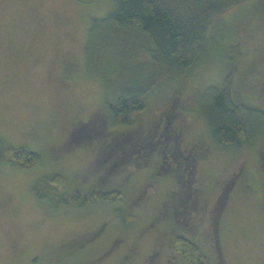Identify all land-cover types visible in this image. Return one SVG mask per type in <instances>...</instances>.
<instances>
[{
    "label": "rangeland",
    "instance_id": "rangeland-1",
    "mask_svg": "<svg viewBox=\"0 0 264 264\" xmlns=\"http://www.w3.org/2000/svg\"><path fill=\"white\" fill-rule=\"evenodd\" d=\"M113 7L114 0H0V140L42 158L22 170L0 163V264H147L153 255L155 264H186L174 243L185 233L184 219L180 213L174 222L170 211L178 214L186 204L187 189L163 173L162 159L174 170L182 164L191 171L195 163L188 225L202 232L207 252L215 249L221 206L217 237L224 264H264V126L249 148L224 149L211 140L203 115L226 76L234 101L264 111V17L258 3L213 22L206 56L149 94L146 110L135 116V139L93 151L78 141L99 136L105 94L102 79L85 71V47L93 19ZM82 119L87 125L76 128ZM149 125L153 137L136 142ZM170 137L169 143L185 149L182 158L174 160L164 147ZM52 173L67 178V192L118 189L123 200L78 208L58 207L54 196L37 199L34 184ZM236 174L238 185L230 189ZM130 250L136 253L126 259Z\"/></svg>",
    "mask_w": 264,
    "mask_h": 264
},
{
    "label": "trees",
    "instance_id": "trees-1",
    "mask_svg": "<svg viewBox=\"0 0 264 264\" xmlns=\"http://www.w3.org/2000/svg\"><path fill=\"white\" fill-rule=\"evenodd\" d=\"M250 2L258 3L259 13L264 17V0H114L113 9L104 18L93 19L88 30L85 71L90 78L102 79L105 95L101 107L100 132L96 133L99 136L92 134V138L84 137L78 141V146L87 145L92 146L89 149L93 151H107L113 150L114 145H123L127 137L135 139L137 133L132 128L135 126V116L146 110L149 94L192 71L207 54L213 22L230 10ZM213 90L211 100L203 109L211 140L224 149L249 148L257 132L264 126V111L234 101L230 95L229 76ZM86 120L78 121L76 128H85ZM118 125L133 130H117ZM141 131L144 134L141 132L142 136L136 140L138 143L141 138L145 143L154 135L150 125ZM170 140L171 137L167 138L164 147L172 149V158L177 160L179 157L172 147L173 142H177L173 140L169 143ZM69 145L73 146L72 143ZM202 155V152L196 154L197 157ZM190 156L194 161L195 152H191ZM41 162L38 153L26 147H13L0 140V163L22 170ZM164 164L163 159L158 163L163 173H172L181 188L187 189L184 196L187 199L186 209L192 194L188 189L194 176L195 163L191 164V171L181 168L182 164L178 170H174L171 165L164 167ZM67 186V178L63 174L52 173L34 184L33 194L39 200L54 196L58 207L78 208H86L93 202L123 200L124 197L118 189L103 190L98 187L89 192L76 190L70 193L66 191ZM226 191L223 198L226 197ZM181 210L179 213L184 219L186 231H183L186 234H177L174 238L175 245L180 247L176 249L177 258L186 264H224L217 237L222 207H218L214 224L216 240L214 238L215 244L212 242V245H215V249L210 252H207L206 242L198 236L202 232L198 233L195 227L188 225L187 210ZM182 222L180 220L179 224Z\"/></svg>",
    "mask_w": 264,
    "mask_h": 264
},
{
    "label": "flooded vegetation",
    "instance_id": "flooded-vegetation-1",
    "mask_svg": "<svg viewBox=\"0 0 264 264\" xmlns=\"http://www.w3.org/2000/svg\"><path fill=\"white\" fill-rule=\"evenodd\" d=\"M73 130H74V128H73ZM76 130H78V129H76ZM67 139L70 140L71 137L68 136ZM73 140H74V139H73ZM69 143H72V142L69 141ZM173 143H174L173 146H172V147H173V150H175V151L177 152V155H178L179 158H182V157H183V152H184L185 149H183V148L180 146V144H178V142H177V144H176L175 142H173ZM72 144H73V143H72ZM198 148H199V147L196 146V145L193 146V149H194V150H198ZM261 159H262V158H261ZM262 164H263V165H262ZM261 165H262L261 168H263V173H264V162H263V161H262ZM238 177H239V176H236V177H235V180L233 181V183H232L230 189H232L233 186L235 187V186L238 185V184H237V183H238ZM240 181H241V180H240ZM263 184H264V183H263ZM230 189H229V190H230ZM175 193H176V195L179 194V193H177V192H175ZM183 194H184V193H183ZM183 194H182V195H183ZM182 195H181V197H183ZM181 197H180V198H181ZM184 202H185V201H184ZM184 202H183V204L180 205L177 209H179L180 211H181L182 208L184 209V208L186 207L185 204H184ZM180 208H181V209H180ZM175 209H176V208H174V209H172V210L170 211L171 218H173L174 222H176V221L178 220V218H177V217H178V214L175 213ZM186 209H187V208H186ZM186 209H185V210H186ZM179 210H178V213H179ZM184 212H185V211H184ZM179 214H180V213H179ZM179 222H180V221H179ZM179 222H178V223H179ZM135 253H136L135 250H130V252L126 255V259H130L131 257L134 256ZM156 257H157V255H153V256H151L150 258H148V260H147V264H155V262H156Z\"/></svg>",
    "mask_w": 264,
    "mask_h": 264
}]
</instances>
